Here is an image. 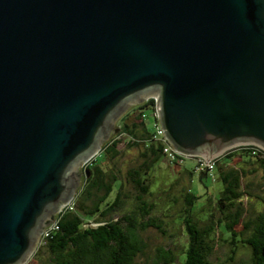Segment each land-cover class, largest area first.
<instances>
[{
    "label": "water",
    "instance_id": "obj_1",
    "mask_svg": "<svg viewBox=\"0 0 264 264\" xmlns=\"http://www.w3.org/2000/svg\"><path fill=\"white\" fill-rule=\"evenodd\" d=\"M149 95L184 153L264 148V0H0V264Z\"/></svg>",
    "mask_w": 264,
    "mask_h": 264
},
{
    "label": "trees",
    "instance_id": "obj_2",
    "mask_svg": "<svg viewBox=\"0 0 264 264\" xmlns=\"http://www.w3.org/2000/svg\"><path fill=\"white\" fill-rule=\"evenodd\" d=\"M147 110H152L155 118L154 98L126 112L121 118L120 131L87 164L72 208L67 207L56 216L58 228L42 239L50 264H141L139 258L148 246L146 230L155 229L169 241L177 236L178 232H171L164 218L171 216H176L185 229L180 250L159 246L146 264H225L210 259L219 240L230 245L231 258L243 246L251 252L245 264H264V211L246 216L248 208L244 203L245 196L254 195L264 204V181L246 180L248 174H255L259 168L264 171V149L254 144L240 146L238 156L245 164H233L234 154L229 151L216 158L213 175L207 169L200 170L201 176L216 178L217 175L223 184L210 209L205 210L211 197L199 201L201 195L189 187L181 194V206L175 209L177 198H174L160 217L155 214L157 204L148 198L153 193L151 170L163 158L177 167L183 166L186 159L173 162L168 159L163 145L154 140V128H148ZM122 143L137 147L143 157L139 165L128 171L125 181L113 165L105 167L101 163L114 162ZM182 169L190 177L193 175V169L186 166ZM118 179L121 180L119 191L110 199ZM125 183L134 189L129 208H125V198L130 195L122 191ZM254 186L260 187L262 193H254ZM94 221L98 222L96 226L92 225Z\"/></svg>",
    "mask_w": 264,
    "mask_h": 264
},
{
    "label": "rangeland",
    "instance_id": "obj_3",
    "mask_svg": "<svg viewBox=\"0 0 264 264\" xmlns=\"http://www.w3.org/2000/svg\"><path fill=\"white\" fill-rule=\"evenodd\" d=\"M151 97H155L152 95L145 96L139 100H137L135 103L127 107L126 109L122 110L105 128V130L102 132L100 137L95 142V148L97 153L91 158L92 160L95 159L100 152L102 151V148L120 131V124H121V118L126 114V112H129L134 108L136 105L142 104L143 102L147 101V99H150ZM148 117L146 118L148 123V128L150 130H153L154 128V122L155 118L153 116L152 110H147ZM251 144V143H250ZM240 144L230 145L226 148L221 149V151L215 153V155L222 156L226 154V152L232 151L234 154V160L233 164H245L240 157L238 156V149ZM258 147L264 149L262 146L258 144ZM120 154L118 157L113 161L104 160L101 163L105 167H109L113 165L116 169L119 171V176L125 181L127 177L128 171L133 168L134 166L139 165L143 161V157L139 154V149L135 146H127L125 143L120 144ZM90 160L89 162H91ZM231 163V164H232ZM197 162L194 157H190L185 160L183 166H186L190 169H193V175L190 177V175L182 169L183 166L177 167L173 164H169V162L166 159H161L151 170V190L153 193L148 196L149 200L155 202L157 204V209L155 211V214L163 217L165 208L169 205V203L172 202L174 198H177V203L175 204V209L177 210L181 203L183 202V198L181 197V194L183 191H187L189 187L191 190L201 195L199 201L207 200L211 197V201L206 206L205 210H208L211 208V206L214 205V202L216 200V195H218V192L222 189L223 184L221 181H218L217 175L216 178H213L211 175H205L201 176L200 170L196 169ZM87 166V163H83V161H78L77 165L75 166L74 172H73V178L71 181V184L69 186V192L70 196L73 194L76 195V192L82 185L84 178H85V168ZM247 167H250V165H246ZM246 180H252L254 183H260L264 181V171L262 168H259L258 171L255 174H248V177H246ZM121 184V180L118 179L115 184L114 188L110 194V199H114L117 195V192L119 191V187ZM124 191L128 195H130L129 198H125L126 205L125 208H129L131 206V201L134 195V189L133 187L125 183L124 184ZM254 193H262V190L260 187L254 186ZM170 195V196H169ZM67 196L65 199H63L60 203L56 205V207L53 209V211L50 213L46 221H50L52 219H55L56 216L59 214V210L62 207L63 204H65L69 197ZM244 203L248 208V213L246 216H251L259 211H264V204L262 201L255 197L254 195H249L244 197ZM179 206V207H178ZM174 212V211H172ZM202 213V212H201ZM176 215H178V212L176 211ZM201 216H204L203 214ZM167 222L170 225V231L171 232H178L177 236L173 238L172 241H169L166 237H164L160 232L156 231L155 229H148L144 232V237L148 243L147 246V252L139 258V262L141 264H146L151 260V257L155 254L156 248L159 246H165V247H173L177 248V250H180L182 243L185 239V229L182 226V224L176 220L177 217L171 216V218L164 217ZM46 221L42 225L41 229L39 230V233L35 239V241L32 244L31 251L28 253L27 257H25L20 264H50L48 255L46 251H44L43 248V241L41 240L42 236V230L45 227ZM98 222H92L93 226H96ZM241 228V225L238 227V229ZM231 248L230 245L222 240L218 241V244L216 245L213 253L210 256V259L214 262H224L225 264H245L246 262H249L251 252L248 248L241 246L234 257L231 258Z\"/></svg>",
    "mask_w": 264,
    "mask_h": 264
},
{
    "label": "built area",
    "instance_id": "obj_4",
    "mask_svg": "<svg viewBox=\"0 0 264 264\" xmlns=\"http://www.w3.org/2000/svg\"><path fill=\"white\" fill-rule=\"evenodd\" d=\"M151 98L155 99V111H154L155 122H154L153 137H154V140H156L157 142H160L163 145V151L166 154V156L168 157V159L173 162V161H184V159L194 157L196 162H197V169H199V170L207 169L213 175L212 172H213V169L215 167V161H216V158L218 157V155H212V156L193 155V154H187V153H184V152L178 150L176 148V146L172 143V141L170 140L168 135L166 134L164 127H163V125L159 119V113H158V107H157V98L156 97H151ZM244 145H250V144H240L239 147L244 146ZM91 158L88 159L85 162V164L90 163L89 161L92 160ZM73 199H74V197L71 200H69L68 202H66L64 205H62V207L59 210V214L64 212V210L67 207L72 208ZM57 228H58V220L56 218L52 219L50 221V223L43 228L42 233H41L42 234L41 240L44 237L48 236L51 230H54Z\"/></svg>",
    "mask_w": 264,
    "mask_h": 264
},
{
    "label": "bare ground",
    "instance_id": "obj_5",
    "mask_svg": "<svg viewBox=\"0 0 264 264\" xmlns=\"http://www.w3.org/2000/svg\"><path fill=\"white\" fill-rule=\"evenodd\" d=\"M25 260V259H24Z\"/></svg>",
    "mask_w": 264,
    "mask_h": 264
}]
</instances>
